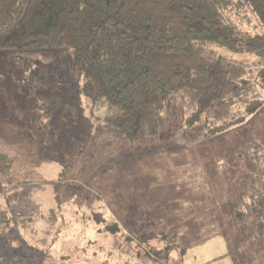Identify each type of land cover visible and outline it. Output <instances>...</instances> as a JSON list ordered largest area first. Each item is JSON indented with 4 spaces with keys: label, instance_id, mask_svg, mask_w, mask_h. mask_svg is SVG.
Instances as JSON below:
<instances>
[{
    "label": "trees",
    "instance_id": "1",
    "mask_svg": "<svg viewBox=\"0 0 264 264\" xmlns=\"http://www.w3.org/2000/svg\"><path fill=\"white\" fill-rule=\"evenodd\" d=\"M220 1L234 12L247 8L264 29V0H0V51L7 65L21 67L16 86L34 94L35 122L47 132L42 147L75 143L66 127L85 109L115 139L155 137L174 120L213 138L264 111V31L229 34ZM243 152L252 181L217 214L247 223L249 237L264 244V143ZM1 203L0 254L24 243L20 230L34 231L31 213ZM53 211L41 242L60 231ZM67 221L63 232L77 227L86 238L75 250L99 264H185V248L160 219L119 224L92 207Z\"/></svg>",
    "mask_w": 264,
    "mask_h": 264
},
{
    "label": "rangeland",
    "instance_id": "2",
    "mask_svg": "<svg viewBox=\"0 0 264 264\" xmlns=\"http://www.w3.org/2000/svg\"><path fill=\"white\" fill-rule=\"evenodd\" d=\"M219 4L232 36L264 31L247 8L234 12ZM20 70L7 65L0 51V189H11L0 202L15 214L31 213L34 231L20 230L24 243L2 252L0 264H47L50 255L65 256L53 264H99L75 250L86 242L80 229L62 227L72 211L92 207L119 224L160 219L171 240L185 248V264H264V244L249 237L248 224L217 214L252 181L243 149L254 140L264 143V111L213 138L200 126L185 128L174 120L155 137L115 139L111 128L97 127L98 114L85 109L66 127L76 142L57 140L45 149L47 132L35 122L34 94L16 86ZM17 182L25 184L10 186ZM50 209L56 228L62 224L41 242Z\"/></svg>",
    "mask_w": 264,
    "mask_h": 264
}]
</instances>
